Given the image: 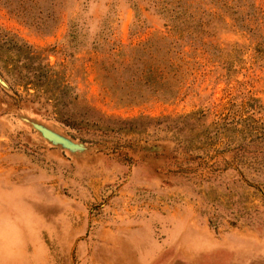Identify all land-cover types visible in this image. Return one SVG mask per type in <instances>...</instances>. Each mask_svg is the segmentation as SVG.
<instances>
[{
    "label": "rangeland",
    "instance_id": "374dc122",
    "mask_svg": "<svg viewBox=\"0 0 264 264\" xmlns=\"http://www.w3.org/2000/svg\"><path fill=\"white\" fill-rule=\"evenodd\" d=\"M0 78V264H264V0H0Z\"/></svg>",
    "mask_w": 264,
    "mask_h": 264
},
{
    "label": "water",
    "instance_id": "95a60500",
    "mask_svg": "<svg viewBox=\"0 0 264 264\" xmlns=\"http://www.w3.org/2000/svg\"><path fill=\"white\" fill-rule=\"evenodd\" d=\"M0 84L3 87H7L5 82L0 78ZM34 127L42 134V136L54 145H58L63 147L66 150L71 152H81L83 151V146L80 144H76L71 140L57 134L56 132L52 131L51 129L41 126V125H34Z\"/></svg>",
    "mask_w": 264,
    "mask_h": 264
}]
</instances>
